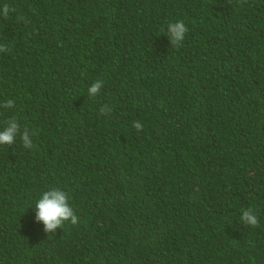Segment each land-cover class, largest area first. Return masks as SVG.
<instances>
[{"label": "trees", "instance_id": "16d2710c", "mask_svg": "<svg viewBox=\"0 0 264 264\" xmlns=\"http://www.w3.org/2000/svg\"><path fill=\"white\" fill-rule=\"evenodd\" d=\"M0 44V131L34 145H0V264H264V0H0Z\"/></svg>", "mask_w": 264, "mask_h": 264}, {"label": "clouds", "instance_id": "9594fccd", "mask_svg": "<svg viewBox=\"0 0 264 264\" xmlns=\"http://www.w3.org/2000/svg\"><path fill=\"white\" fill-rule=\"evenodd\" d=\"M5 4L2 8V14L7 19L10 11H14ZM168 37L172 46H180L184 41L188 28L183 23V21H176L170 23L167 26ZM9 49L0 44V52H6ZM103 87V82L97 80L88 88V95L91 97L96 96L101 88ZM4 108L11 109L14 107V101L8 100L3 104ZM101 113H110L111 109L104 106L100 109ZM6 127L0 131V145L11 146L15 143L16 137L19 134L21 140L23 141V146L25 148L31 149L34 147L32 143L31 136L27 129L22 133L20 131V126L16 119H9L6 121ZM133 127L137 130H141L143 125L136 121L133 123ZM35 220L37 222H42L44 225V231L48 234H56V230L62 228L65 222H70L72 225L78 223V217L75 214L73 208L69 204L68 194L59 189L51 188L42 193L41 198L35 205ZM241 221L244 225H250L252 227L259 226V220L257 215L254 214L251 208L243 211L241 215Z\"/></svg>", "mask_w": 264, "mask_h": 264}]
</instances>
